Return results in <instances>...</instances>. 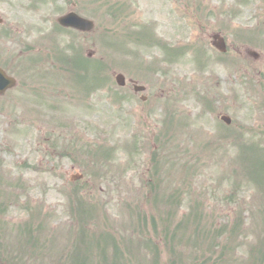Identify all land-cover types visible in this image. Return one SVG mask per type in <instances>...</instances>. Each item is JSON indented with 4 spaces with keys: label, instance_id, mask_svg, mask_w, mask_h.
I'll return each instance as SVG.
<instances>
[{
    "label": "rangeland",
    "instance_id": "1",
    "mask_svg": "<svg viewBox=\"0 0 264 264\" xmlns=\"http://www.w3.org/2000/svg\"><path fill=\"white\" fill-rule=\"evenodd\" d=\"M80 1L78 8L82 9L89 2L87 15L97 22L91 40L66 37L59 41L50 36L56 28V15L65 13L58 5L46 6L44 26L41 22L39 26L37 14L26 19L22 29L28 28L29 34L21 39L23 43L7 37L0 41V65L13 67L11 74L19 81L18 89L0 98V211L4 210L0 213V261L14 263L22 257V264H75L76 259L82 264H165L169 259L168 264H172L175 254L170 247L169 256L164 246L153 256L147 249L154 234L165 239L157 234L160 230L169 232L176 252L188 256L186 264H248L249 254L264 247V113L256 117L247 110L245 101L252 97L248 91L257 88L255 95L264 103V65H254L253 69L247 65V71L229 78L232 70H221L215 61L203 71L198 53H190L173 65L156 63V59L170 56L169 46L196 45L204 47L207 59L214 60L219 55L212 48L211 37L217 33L240 51L264 56V0H138L143 13L157 21L164 52L158 46L139 48L133 38L121 39L123 30L129 36L128 27L123 28L127 25L118 16H109L108 6L114 0ZM112 9L117 10L114 5ZM4 13L11 22L22 18L14 11ZM137 14L131 15L136 18ZM72 47V53L83 59V68L101 60L100 77L109 90L91 93L75 80L65 81L69 75L58 65L57 53ZM138 50V62L141 65L143 60L144 66L135 72L131 70L132 58ZM26 51L30 53L21 57ZM170 53L177 55L173 49ZM222 58H233L236 63L240 57L234 52ZM155 69L158 72L154 75ZM118 72L142 78L141 83L153 80V94L158 96L169 90V99L177 100L168 103L178 112L176 116L170 117L169 112L168 117L163 115L160 109L164 108L155 98H151L155 109L148 119L142 114L138 117L140 104L135 98L120 105L113 94L124 97L129 90L116 86ZM238 77V86L231 84ZM217 81L221 96L237 90L245 106L237 120L253 126L258 138L239 133L221 138L217 121L225 110L214 98ZM91 82H99L97 74H92ZM245 83L250 84L249 90ZM84 95L89 96L85 99ZM180 115L190 119L183 127ZM168 126L169 132L180 129L184 150H169L178 167H167L159 175L160 183L171 191L169 202L163 204L158 202L162 192L155 185L158 178L152 160L160 153L156 146ZM253 143H258L257 149H249ZM72 146L75 152L72 149L68 155ZM61 153L78 165L74 166L68 156L60 157ZM53 165L55 171L48 172L46 167ZM78 172L85 176L75 191L93 202V213H82L81 220L91 235L88 247L80 244L86 232L75 223L76 213L73 220L70 217L65 198L68 177ZM41 199L44 206H54L49 214L57 218L48 219L49 229L39 226L33 234L28 233L21 226L29 215L32 219V214L42 215ZM82 204L88 208L83 200ZM32 236L46 248L30 247ZM195 236L202 242L200 250L193 247L194 242L189 243ZM220 239L223 252L207 249L211 243L220 245Z\"/></svg>",
    "mask_w": 264,
    "mask_h": 264
},
{
    "label": "flooded vegetation",
    "instance_id": "2",
    "mask_svg": "<svg viewBox=\"0 0 264 264\" xmlns=\"http://www.w3.org/2000/svg\"><path fill=\"white\" fill-rule=\"evenodd\" d=\"M73 6V11L77 12L75 9L77 8V0H58V4L61 6L62 4L64 6ZM46 5V0H0V38L7 37L10 35L9 29L15 32L13 35L12 40L17 41L20 43H23L22 38H24L26 35L29 34V29L23 30L22 27L26 26L28 23V20L26 19H32L34 17L40 15V12H44ZM90 4L89 2L86 5V12L89 10ZM6 11H14L17 12L19 15L22 16L21 19L15 20L14 22H11L10 24H7L8 20H6L5 13ZM83 12V10L81 11ZM40 22L45 24V16H40L39 18V26ZM40 32V29H39ZM83 38H87V35L81 34ZM20 36V37H19ZM14 44V42H13ZM27 48V47H26ZM25 48V49H26ZM234 51V50H233ZM30 53V51H27L26 54L22 52L21 57L27 56ZM245 54H249L248 51H246Z\"/></svg>",
    "mask_w": 264,
    "mask_h": 264
},
{
    "label": "water",
    "instance_id": "3",
    "mask_svg": "<svg viewBox=\"0 0 264 264\" xmlns=\"http://www.w3.org/2000/svg\"><path fill=\"white\" fill-rule=\"evenodd\" d=\"M68 24H73V20L72 19H67V21H66ZM1 74H3L2 72H1Z\"/></svg>",
    "mask_w": 264,
    "mask_h": 264
}]
</instances>
